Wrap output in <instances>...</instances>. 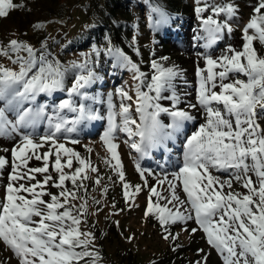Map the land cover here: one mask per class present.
Masks as SVG:
<instances>
[{
	"label": "snow or ice",
	"instance_id": "snow-or-ice-1",
	"mask_svg": "<svg viewBox=\"0 0 264 264\" xmlns=\"http://www.w3.org/2000/svg\"><path fill=\"white\" fill-rule=\"evenodd\" d=\"M196 3L200 5L195 12L201 20L202 34L195 39L203 41L200 47L210 50L224 31L232 32L229 21L236 9L231 4L215 5L208 0ZM17 7L13 0H0V17ZM151 11L155 14L149 17L152 27L158 29L169 23L168 14L161 8L153 7ZM209 11L210 15H202ZM253 13L243 29L241 50L229 45L216 58L207 52L198 54L203 56L206 67L197 68V102L187 107L199 106L205 122L184 136L183 162L178 170L158 178L159 185L167 186L168 195L150 186L145 211V216L157 215L166 240L177 239L168 231V225L194 220L223 264H264V127L258 122L264 116V57L253 46L256 40L264 44V0H258ZM220 16L225 19L218 20ZM104 51L114 66L133 72L136 81L135 98L116 89L120 98L118 112L111 93L105 100L87 91L101 79L90 67V59L72 63L76 74L71 87L66 88L70 69L55 58L49 59L46 50L38 52L16 39L0 47V56L19 66L13 70L0 64V138L19 137L11 149V161L0 155V170L11 167L0 200V241L16 255L19 264H99L94 234L81 229L88 209V186L84 182L91 179L88 172L96 173L97 168L61 143V137L71 144L80 143L74 134L92 121L106 119L107 126L100 136L110 154V160L105 162L118 175L127 201L132 195L131 186L125 182L115 142L117 133L125 134L124 142L140 157H146L151 150L174 142L186 123L195 119L189 111L177 107L181 100L174 82L181 73L175 67L166 68L152 60L149 79L121 49L109 43ZM21 52L26 55L21 56ZM93 52L100 54L95 47ZM58 92H66L67 98L51 106L37 102L41 95L50 97ZM168 92L171 95H165ZM164 100L171 101L170 107L163 106ZM96 104L107 105L106 117L94 107ZM162 113L170 118L169 123L160 119ZM41 124L45 125V134L39 135L37 142ZM46 145L47 150L41 151ZM32 159L42 162V166L30 167ZM137 171L142 178L145 173L154 175L139 164ZM213 171L227 174L228 179L214 176ZM234 182L246 193L235 191ZM93 183L99 185L101 178L97 176ZM144 183L148 186L146 179ZM49 187L59 191L52 193ZM178 190L185 199L177 194ZM134 191L141 192V186H135ZM92 201L99 204L94 197Z\"/></svg>",
	"mask_w": 264,
	"mask_h": 264
},
{
	"label": "rangeland",
	"instance_id": "rangeland-1",
	"mask_svg": "<svg viewBox=\"0 0 264 264\" xmlns=\"http://www.w3.org/2000/svg\"><path fill=\"white\" fill-rule=\"evenodd\" d=\"M142 1H140L141 7L138 13H134L138 25L134 24L133 26L134 29L131 33V41L133 43V38H135V43H133V45L135 44V47H130L129 45L124 47L128 50V52H133V55L125 54L139 66L142 72L147 74L149 79L151 78L153 71L151 68V62L144 63V60L150 58V56H154L164 67H175L181 73V75L177 77L174 82L175 93L181 100V103L177 107L185 111H189L195 118L193 121L187 122L185 125V127L188 125V129L184 136L190 135L192 132L196 131L200 124L205 122L203 110L200 109L199 106L195 109L187 107V104H195L197 102V68L205 69L206 67L203 56L198 54L207 52L213 58H216L221 56L229 45L236 50H241V37L243 36V29L250 20L248 12L252 10L253 5L258 3V0H236V5H240L241 8H237L238 12L236 11L233 20L230 22H232L231 27L236 29L234 34H237L238 37L236 40L232 39L230 35L224 31L221 34L220 40L210 50L200 47L203 41H197L195 39V37L202 34L201 20L197 18L194 9V6H200L196 3V0H188L191 3V12L187 13L188 15H184L187 18L184 16L176 17L178 18L176 22L179 29L178 32L179 34L181 33V43L173 45L166 41L167 49L162 47L161 44H154L152 32L155 29L150 25L149 9L144 1ZM13 2L17 4L18 7L14 10H10L7 16L0 17V47L6 46L12 39L20 41V38L24 35H31L35 24L39 21L42 22L43 29L47 28L51 30H58V28H70V31H68L70 33L75 32L77 27L83 23V19H81V16L79 17L78 7L76 4L72 5L70 8V16H65L62 21L55 18V16L51 17L46 15V12L43 11V6L48 2V0H13ZM208 2L210 4H214V0H208ZM75 12L76 15L73 18L74 24L70 25L68 22L72 19L73 13ZM210 14L211 13L209 11L203 13L202 15L207 16ZM168 16L170 20L176 19L175 16H170L169 14ZM76 19L77 21L75 22ZM137 26L141 29L139 30L138 28L137 30ZM136 34H139L140 37L135 36ZM68 40V36L63 35L60 37V39H58L59 45L57 50L50 47V45L46 42H43V44L35 49L38 50V52L46 50V52L50 54L48 57L49 59L55 58L59 60V54L65 47L64 45L67 43L69 44ZM42 45L44 46L43 48ZM98 45L99 48L97 50H99V53L102 51L99 56L93 52V49L89 48L82 51L80 54H75V57L71 59L69 64H66L65 67L69 68V72L72 71L73 73L72 75H66L65 87H71L72 81L75 78L76 72L71 69L72 63L75 62L79 64L88 58L91 61L90 67H92L100 77L104 75V77H108V79L102 82L101 79L96 81L90 88L87 89V91L91 95L101 96V98L105 100L107 99L108 94L111 93L113 103L116 105V110L118 112L120 98L116 95V89L121 88L135 98L134 85L136 81L133 80L134 73L128 71L127 69L114 66L113 59L105 55L104 51L108 48L109 44L103 42ZM117 48L123 50L121 47ZM137 51L139 54H137ZM140 51L143 53H140ZM103 57L105 60H103ZM141 57H143V60H141ZM161 57H165L167 59L161 60ZM0 64L5 67L12 68L13 70H18L19 67L18 65L12 64L7 57L4 56H0ZM241 78L246 79L244 77ZM99 83H102V85ZM98 89L102 90V95L96 94L95 91H98ZM165 95H171V93L168 92L165 93ZM52 96H59V101L67 98V94L65 92L54 93ZM52 96L47 97L51 99ZM161 103L165 107H170L171 105V101L168 100L161 101ZM95 107L98 108L100 113L106 117V104H97ZM134 108L135 105L133 104V116L135 117ZM69 114L72 115L71 113ZM95 122L96 121H92L90 123L93 124ZM258 122L261 127H264V116H262ZM106 126L107 120L105 119L100 127L101 129L97 131V135H94L92 138L78 139L80 143L71 144L63 137H61L60 142L65 143L66 147H70L74 151L78 152L81 157L89 159L92 166L97 168L96 173H91L89 171L88 175L92 179L97 178V176L101 178V183L99 185H94L96 191L95 194L99 198L98 201L100 203V208L97 211L92 209V211H90V217H95L101 228L103 227L100 221L101 218L104 216L112 218V222L118 231L120 241L116 242L118 245H113L111 251H113L116 246L119 248L127 246L132 250V252H134L140 264H148L151 259H158L165 255L170 245L173 247L181 246L188 249V255L181 256L180 260L183 264H223L221 256L207 243L205 233L198 229V225L194 220L168 225V231L171 232L172 235L176 236L177 239L166 240L164 239V229L159 224L157 215L150 214L149 216H145V211L149 203L150 186H156L157 190L162 192L163 195H168V192L166 191L167 186H161L157 181L158 178L163 179L165 173H171L178 170V167L182 164L184 138L179 141H176L177 139L174 141V146L178 147V151L172 149L169 142H167L166 148L161 147L151 150L150 153L154 151L159 153L154 162H151L149 155L146 157H140L139 154H137L129 147L128 144L124 142L127 139L125 134L117 133L118 138L115 142L118 144L117 151L123 165L125 182L131 186L129 192L132 195L130 199L126 201L123 195L124 189L122 183L119 181L118 175L105 162L106 160H110V154L107 152L106 146L100 140V136ZM44 134L45 125L43 131L37 135V142H39L38 136ZM18 140V136L14 139L0 138V155L6 156L8 160L11 161V149ZM47 148L48 146L46 145L45 148L41 149V151H46ZM4 149H8V151L5 152ZM88 149H91V152H89ZM171 160L176 163H172ZM114 163L115 161H112V164ZM137 164L140 165L141 169H147L153 172L154 175L149 176L145 173V176L142 178L140 172L137 171ZM29 166L32 168L42 166V162L32 159L29 162ZM74 166L78 165L74 162ZM65 170L68 171V169ZM10 171V165L5 167L3 170H0V200L3 199ZM52 175L55 176L56 173L52 172ZM213 175L219 176L221 179H228L227 174L224 173H217L213 171ZM37 178L41 179L42 177L38 176ZM145 179L147 180L148 186H145ZM253 180H256L255 176H253ZM137 185H140L142 188V191L139 193H135L134 191L135 186ZM233 188L235 191L246 193V189H243L238 183L234 182ZM225 191H228V189H225ZM177 194L181 197V199H185V194L182 191L178 190ZM45 199H47V197H45ZM152 199L155 200L156 198L152 197ZM161 203H164V201H161ZM193 228H197L198 230L193 233ZM129 237H131V239H129ZM190 249L194 250V252L191 253ZM194 257L196 258L194 259ZM208 260H210V262H208ZM0 262H4L5 264H19V259L2 241H0Z\"/></svg>",
	"mask_w": 264,
	"mask_h": 264
},
{
	"label": "trees",
	"instance_id": "trees-1",
	"mask_svg": "<svg viewBox=\"0 0 264 264\" xmlns=\"http://www.w3.org/2000/svg\"><path fill=\"white\" fill-rule=\"evenodd\" d=\"M142 0H51L44 4L43 11L46 12V15L48 16H55V18L64 20V17H69L70 14V8L72 5H77L78 7V14L79 17L81 16V19H83V23L77 27V30L75 32H68L70 31V28H58V30H51V29H43V24L41 21L37 22L35 25H42V27H34V30L32 31V37L30 34L24 35L22 38H20V42H23L25 44L31 45L34 49L39 47L43 42L48 43L50 47L57 50L58 49V39L62 37L63 35L69 37V44H65L64 48L60 52L59 61L66 66L68 65L71 59L75 57V54H80L82 51L87 50L89 48L93 49L94 47L96 49L99 48L100 43L105 42L106 44H111L114 47H121L124 53L126 54H132L133 52H128L124 47L130 46L135 47V44L133 45L131 41V33L133 31L134 24H137V21L135 19L134 13H138ZM146 6L149 9L150 15L155 16L154 13H152L151 9L153 7H159L164 12L169 14L170 16L176 17H182L186 15L187 13H190V6L191 3L188 0H143ZM142 1V2H143ZM215 5H226L231 4L234 6L236 11L238 12V9L241 8L240 5H236V0H214ZM257 5L252 6V10L249 11L250 18L252 17L253 8ZM240 7V8H239ZM238 8V9H237ZM194 9L196 7L194 6ZM248 10V9H247ZM53 14V15H52ZM240 14V13H239ZM76 12L73 13L72 19L68 22V24L72 25L74 24L73 18L75 17ZM188 15V14H187ZM187 18L186 16H184ZM218 20H224V16H220L217 18ZM177 20H170L167 25H164L160 28H154L152 35H153V41L154 44H161L162 47L167 49L166 41L170 42L173 45H177L181 43V33L178 32L177 27ZM77 19L75 20V22ZM229 23L232 25V22L229 21ZM138 25V24H137ZM141 29L139 26H137V30ZM236 29L232 28V32L227 33L230 35L232 39H235L238 37L237 34H234ZM135 36L140 37L139 34H136ZM25 37V38H24ZM31 37V38H30ZM242 45H243V36L241 37ZM131 44V45H130ZM120 45V46H119ZM254 48L257 51V54L261 57H264V44H261L258 40L254 41ZM102 51H100L101 53ZM140 53H143L140 51ZM21 56H24L25 53L21 52L19 53ZM15 55V54H13ZM103 60L104 57H103ZM141 60H143V57H141ZM152 60H156L154 56H150V58L145 59L144 63L152 62ZM158 61V60H157ZM160 62V61H159ZM72 71L68 72V75H72ZM72 79V78H71ZM108 77H104V75L101 76V82L106 81ZM104 83V82H103ZM102 85V83H99ZM100 87V86H99ZM96 94L102 95V90L98 89V91H95ZM66 93V92H65ZM95 94V95H96ZM101 97V96H100ZM60 97L59 96H52L51 99L47 96H40L37 98L38 103H46L48 105H53L54 103H58ZM97 105V104H96ZM94 105V107L96 106ZM51 111V107L48 109ZM69 117L71 116L69 113L67 114ZM167 114L162 113L160 116V119L165 123H169L170 119ZM103 123V120H98L95 123L91 124L89 123L87 127L82 128V130L74 134V138L77 139H87L92 138L94 135H97V131L100 130L101 125ZM44 124H41L37 128V135L43 131ZM188 125L184 128L183 133L178 136L176 141L182 140L184 138L185 133L187 132ZM171 145L172 149H175V151H178V147L174 146L175 142L168 141ZM174 152V151H173ZM172 153V151H171ZM179 153V152H177ZM159 153L157 151H154L152 153H149V159L151 162H154V160L157 158V155ZM172 163H176L173 160H171ZM178 164V161H177ZM96 178H91L89 180H86L84 183L88 186V209H87V216L84 218L86 220V223L81 225V229L83 231H90L95 236L94 241V247L95 251H97L100 255L99 264H140L136 255L132 250L125 246L123 248L115 247L113 251H111L113 245H118L116 242L120 241L118 236V231L116 229V226L112 222V218L109 216H104L101 218V224L103 227L101 228L98 224V220L95 217H90V211L96 210L100 208V203L95 204L92 201V198L94 197L95 200L98 201V196L95 194V188L93 181ZM69 187H71V184H68ZM52 193H57L59 190L54 187H49V189ZM75 203H79V201H75ZM120 244V243H119ZM187 248H183L181 246L173 247L170 245V247L167 250V253L163 255L161 258L158 259H151L148 264H183L181 259V256L188 255ZM190 252L193 253L194 250L190 249ZM196 257H194L195 259ZM210 262V260H208ZM4 262H0V264H3ZM5 264V263H4Z\"/></svg>",
	"mask_w": 264,
	"mask_h": 264
}]
</instances>
